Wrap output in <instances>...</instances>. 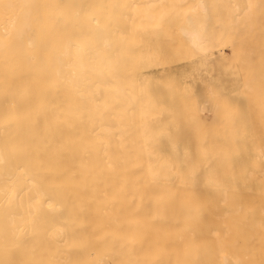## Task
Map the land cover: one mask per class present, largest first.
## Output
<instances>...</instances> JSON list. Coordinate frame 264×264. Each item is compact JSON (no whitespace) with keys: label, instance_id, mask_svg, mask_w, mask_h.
I'll use <instances>...</instances> for the list:
<instances>
[{"label":"bare ground","instance_id":"bare-ground-1","mask_svg":"<svg viewBox=\"0 0 264 264\" xmlns=\"http://www.w3.org/2000/svg\"><path fill=\"white\" fill-rule=\"evenodd\" d=\"M255 10L0 0V264H264Z\"/></svg>","mask_w":264,"mask_h":264},{"label":"rangeland","instance_id":"rangeland-1","mask_svg":"<svg viewBox=\"0 0 264 264\" xmlns=\"http://www.w3.org/2000/svg\"><path fill=\"white\" fill-rule=\"evenodd\" d=\"M253 0H250V2ZM256 1V10H255V16L254 20L256 21V25L251 28L250 33L244 37L241 32L236 31L235 35L233 36L234 41L236 42H243L245 47L248 48L252 53L254 57H258L259 61L255 64L256 68L258 70H262L264 67V0H254ZM250 11V10H249ZM168 42L167 46L171 51L175 52V55H180L184 51L183 49V39L181 38V35L178 31H171L167 34ZM227 71L229 73L235 72L234 75H230L229 77L235 78L238 77V69L235 66H228ZM198 75L196 76L198 79H211L212 75L208 74L207 72H204L202 70L198 71ZM188 82L186 83V87L191 86L190 79H187ZM261 82V79H258L256 81V84L258 85ZM264 83V82H263ZM262 83V84H263ZM196 92H200L201 88L207 83H196Z\"/></svg>","mask_w":264,"mask_h":264}]
</instances>
